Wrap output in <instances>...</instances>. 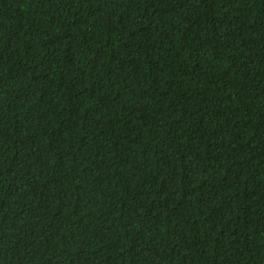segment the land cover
<instances>
[{
  "label": "trees",
  "instance_id": "obj_1",
  "mask_svg": "<svg viewBox=\"0 0 264 264\" xmlns=\"http://www.w3.org/2000/svg\"><path fill=\"white\" fill-rule=\"evenodd\" d=\"M0 264H264V0H0Z\"/></svg>",
  "mask_w": 264,
  "mask_h": 264
}]
</instances>
